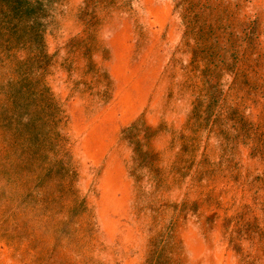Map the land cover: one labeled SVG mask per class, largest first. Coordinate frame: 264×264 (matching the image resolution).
Wrapping results in <instances>:
<instances>
[{"label":"rangeland","instance_id":"obj_1","mask_svg":"<svg viewBox=\"0 0 264 264\" xmlns=\"http://www.w3.org/2000/svg\"><path fill=\"white\" fill-rule=\"evenodd\" d=\"M85 5L48 1L33 24L32 73L59 110L45 160L12 146L28 52L0 28V264H145L161 248L166 264H264V0ZM140 117L155 186L136 187L120 141Z\"/></svg>","mask_w":264,"mask_h":264},{"label":"trees","instance_id":"obj_2","mask_svg":"<svg viewBox=\"0 0 264 264\" xmlns=\"http://www.w3.org/2000/svg\"><path fill=\"white\" fill-rule=\"evenodd\" d=\"M48 1L52 0H34L32 2L0 0L4 4L2 7L0 5V28L7 30L10 36H14L15 41L20 43V49L26 48L28 52L26 64L29 66V70L19 73L18 80L13 84V90H9L11 99L7 111L11 114L8 124L11 125V121L18 120L24 128L16 134L20 139L18 142H12V146H20L23 152L34 161L45 160L47 155L55 149V144L51 139V129L56 126L59 115V110L49 90L39 79L40 73H32L31 69L38 64V59L43 51L41 36L33 33V24L37 25L39 19L43 17L44 5ZM87 2L89 5H85V11L91 5L100 3V0H87ZM86 23H89V20ZM20 29L25 30L24 37L19 36L23 35L20 33ZM92 29L93 26L85 25L87 35L92 34ZM71 47L75 49L76 43H71ZM81 50H83L82 46ZM143 126L144 122L140 117L125 128L120 137V141L125 143L130 150L129 174L137 185L136 187H139L138 184L143 176H147V182H151V186L152 184L155 186L159 172V169L154 166L156 154L149 148V140L152 138L149 134L150 128ZM15 130L17 131V129ZM18 161L20 164L25 163L26 165V158H19L9 161L6 166H13ZM164 241L162 240L161 246ZM160 250L157 251V256L154 259L150 258L145 264H166L167 259L160 258L163 253Z\"/></svg>","mask_w":264,"mask_h":264}]
</instances>
